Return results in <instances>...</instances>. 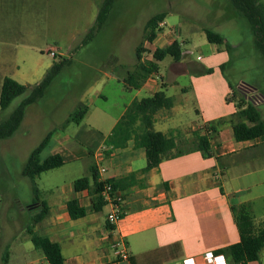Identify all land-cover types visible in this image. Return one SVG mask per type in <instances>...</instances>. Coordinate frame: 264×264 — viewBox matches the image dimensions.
<instances>
[{"label":"crops","instance_id":"crops-1","mask_svg":"<svg viewBox=\"0 0 264 264\" xmlns=\"http://www.w3.org/2000/svg\"><path fill=\"white\" fill-rule=\"evenodd\" d=\"M62 2L0 0V95L7 77L34 86L45 77L56 55L68 57L70 45L64 51L63 46L50 40V9ZM165 26L167 18L160 24L154 42L144 43L145 47L154 46L148 60L157 48L177 40L176 31L166 30ZM205 29L191 26L187 30L192 34L186 43H196L199 37L205 49L198 62L192 59L191 50H183L182 59L172 58L163 72L165 58L159 63V73L140 89H127L125 79L131 71L106 73L107 81H113L111 89L118 91L122 100L118 113L112 117L93 112L91 105L107 97L101 88L92 90L80 102L89 110L80 124L73 123L75 130H69L72 123L66 124L71 112L61 125L48 129L41 140L54 131L44 150L49 145L53 148L47 155L43 150L41 157L69 154L63 166L32 180L24 174V168L30 153L41 142L26 150L24 157L17 151L12 153L14 160L20 162L16 174L29 195L26 200L16 199L9 209L0 207V264H4V258L6 264H49L26 230L39 212L40 205H34L37 198L47 205L49 214L32 228L37 235L60 247L64 264H180L187 260L206 264L205 254L240 241L232 208L248 206L256 227L264 226V137L236 141L233 124L238 121L237 108L227 99L231 86L243 88L240 93L258 101L264 119V88L244 80L232 82L226 69L222 70V65L230 64V50L225 45L210 43ZM50 52L56 55L53 57ZM208 69L212 72H207ZM160 90L173 99L174 105L157 112L155 130L173 136L182 144L190 140L193 131L216 122L213 157L195 151L149 166L145 149L137 146L135 140L120 148L106 144L127 108L135 100L151 97ZM28 111L27 108L21 126L34 123L28 120ZM16 135L10 139L18 137L25 141L32 137L28 129ZM81 144L86 146V152L80 149ZM13 145L16 146L15 140L10 141V146ZM83 153L90 156V162L78 166ZM100 168H105V173H100ZM70 169L72 174L66 172L68 178H63L62 172ZM6 172L4 177L12 175ZM50 172L56 175L55 179L48 177ZM81 178H87L89 185L78 191L75 182ZM106 180L117 182L115 190L123 196L124 215L114 227L107 220L113 209L110 203L104 201L105 205L98 211L93 210L98 203L96 183ZM72 201L87 211L84 216L70 215L68 204ZM117 241L125 243L128 259L117 254L114 247Z\"/></svg>","mask_w":264,"mask_h":264},{"label":"rangeland","instance_id":"rangeland-1","mask_svg":"<svg viewBox=\"0 0 264 264\" xmlns=\"http://www.w3.org/2000/svg\"><path fill=\"white\" fill-rule=\"evenodd\" d=\"M103 1L63 0L50 9V40L54 39L57 45L63 46L64 51L70 45L72 50L67 56L72 58V64L54 79L43 99L28 107V120L34 123H24L16 136L28 129L32 137L25 141L18 137L0 141V207L3 205L9 209L16 199L26 200L29 195L28 188L16 174L20 162L14 160L13 152L17 151L20 157H24L26 150L41 142L48 129L61 125L68 113L76 111L81 100L89 97L92 90L101 88L107 97L99 98L91 105L93 112L107 113L112 117L118 113L122 100L118 96L119 92L111 89L113 81H107L106 73L133 70L136 48L145 39L146 24L157 13H168L165 29L176 31L175 38L182 43L184 51L193 52L191 57L195 62L205 55V49L199 37L196 43H186L188 39L191 40L192 34L187 31L188 28L205 27L222 34L233 47L230 50V64L226 68L230 80L235 83L244 80L264 88V60L255 47L247 20L236 15L229 0H116L101 31L90 43L82 45L84 37L95 24ZM145 49L144 58L148 60L154 46L149 44ZM58 56L61 55L55 58ZM49 60L53 62V57L50 56ZM171 60V57L165 59L163 72ZM24 97L16 98L7 110L1 112L0 109V121L8 118ZM75 128L76 125L72 123L69 130ZM11 140H15L16 146H10ZM79 147L86 152L84 144ZM190 147L188 143L181 144L183 150ZM52 148L53 145H49L43 151L44 155ZM85 155L82 154L83 159L78 166L90 162V156ZM6 171H10L11 178L3 176L7 174ZM66 172L72 174L73 169L62 172L63 178H68ZM55 176L54 173H48L50 179H55ZM255 264H264V249L260 261Z\"/></svg>","mask_w":264,"mask_h":264},{"label":"trees","instance_id":"trees-1","mask_svg":"<svg viewBox=\"0 0 264 264\" xmlns=\"http://www.w3.org/2000/svg\"><path fill=\"white\" fill-rule=\"evenodd\" d=\"M229 2L235 9L236 15L247 20L254 36L255 47L264 60L263 0H229ZM115 3L116 0L103 1L95 24L84 37L82 45L90 43L101 31ZM167 15V12H160L148 20L144 42L136 49V64L133 71L125 79L127 89H140L151 76L159 73V63L165 58L171 57L175 61L182 59L183 46L178 40L173 41L167 47L157 48L151 60L144 58V53L147 51L144 43L146 41L150 43L154 42L160 31V24L166 20ZM204 31L210 43L225 45L231 50V44L228 43V40L222 34L208 28ZM71 64L72 58L58 56L54 59L52 66L42 81L34 86L21 84L12 77H7L4 80L0 95L1 112L7 110L16 98L20 96L25 97L8 118L0 121V141L10 139L18 132L25 119L27 108L43 99L54 79ZM226 67L227 64L222 65V70L225 71ZM207 72L211 73L212 70L208 69ZM231 89L236 95L234 102L237 108L235 115L238 121L233 124V135L236 141H251L264 137V119L258 105L255 104V100L248 99V96L241 94L243 88L239 90L235 86H231ZM173 105V99L164 90L156 92L151 97L135 100L116 124L106 144L113 148H120L124 147L128 141L135 140L137 146L145 149L149 166L158 165L165 160L174 159L195 151L201 152L204 157H213L212 140L215 132L213 125L216 122L206 125L202 130L193 131L190 140L186 141L191 147L186 150L181 148V142L177 141L173 136H168L163 132L155 130V115L157 112L162 109H171ZM88 110V106L80 105L76 111L71 113L66 124H80ZM219 121L221 122V120ZM53 132H50L44 138L27 159L24 174L32 180L44 172L63 166L66 162V158L61 154L50 155L45 159L41 157V153L48 145ZM108 181L113 184L115 189L117 188V182ZM88 185V179L81 178L76 180L75 189L80 191L88 187ZM96 187L98 191V203L95 204L93 210L98 211L101 206L105 205V202L100 196L102 184L96 183ZM34 205H40V208L39 212L32 217V222L30 223L32 226L49 214V208L39 198H37ZM76 205L75 201L68 204L70 215L74 218L84 216L87 211L79 209ZM232 210L236 213L240 241L214 253L224 255L227 258L228 264H248L260 261L261 252L264 249V226L256 227L248 206L243 205L239 208H232ZM32 226L29 225L27 227V233L31 236L34 246L44 252L48 263L64 264V257L60 247L50 239L37 235ZM6 263L7 258H4V264Z\"/></svg>","mask_w":264,"mask_h":264},{"label":"built area","instance_id":"built-area-1","mask_svg":"<svg viewBox=\"0 0 264 264\" xmlns=\"http://www.w3.org/2000/svg\"><path fill=\"white\" fill-rule=\"evenodd\" d=\"M50 54L54 57L55 52H50ZM236 98L235 93L231 90L228 94V101L235 103L234 100ZM257 100H255V104H257ZM105 168H100V173H105ZM102 184V190L100 192V196L104 201H107L113 206L112 211L108 214L107 220L108 223L114 227L123 217L124 212L122 210L123 196L119 192H117L110 181H104ZM116 248L117 254L123 258L128 259V252L126 250V245L123 241H117L114 244ZM204 261L206 264H228L227 258L222 254L215 253H207L204 255ZM180 264H197L193 260H187Z\"/></svg>","mask_w":264,"mask_h":264}]
</instances>
